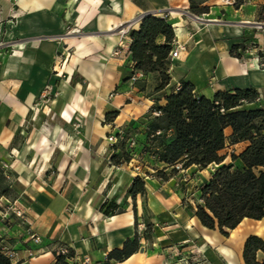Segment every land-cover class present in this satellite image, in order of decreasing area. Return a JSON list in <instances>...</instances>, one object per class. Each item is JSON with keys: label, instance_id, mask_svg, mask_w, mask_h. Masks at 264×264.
Instances as JSON below:
<instances>
[{"label": "crops", "instance_id": "obj_1", "mask_svg": "<svg viewBox=\"0 0 264 264\" xmlns=\"http://www.w3.org/2000/svg\"><path fill=\"white\" fill-rule=\"evenodd\" d=\"M235 1L17 0L15 7H12L11 0H0V10H3V16L7 18L6 22L0 23V157L4 156L5 161L10 164V170L20 175V179L25 182L23 183L27 193L33 192L41 197L40 214L42 215L39 226L49 229L51 211L60 209L66 204L65 193L61 194L60 190L65 189L68 180L100 182V189L98 187L90 194L78 193L74 197V202L78 205L77 212L82 218L86 220L99 218L95 223V229L92 230L95 235L93 241L81 237L78 231L74 233L72 240L64 237L61 239L78 253L89 254L92 261L99 262L107 259L108 253L113 248L122 247L124 241L135 234V208L138 215L144 210L141 197L134 199L129 195L127 209L104 220L95 211L94 205L97 204L100 210L106 197L117 199L116 197L120 196L119 200H122L121 189L126 187L125 184L129 185L133 182L134 178L127 171L119 176L123 166L111 164L108 158L99 157L94 151L86 158L75 156V159H67L68 155L57 150L58 156L53 158L55 151L53 152L52 143H59V137L66 126L71 138H77L78 134L75 131L88 133L84 151L97 143L92 128L73 129L68 122L69 118H66V116L70 117L71 113L66 109L61 113L64 123L56 124L51 135L28 138L20 148L13 143L16 133L21 132L25 135V122L34 109V102L36 103L38 98L44 95L51 81L57 53L70 44V36L68 37L66 33L67 26L73 23L70 11L75 13L74 20L78 25L84 28V31H88L87 37L92 39H83L70 59L83 76V81H80L79 85L85 82L90 88L99 87L100 95L105 97L110 93V89L115 88L116 93L109 100L110 108L115 107L120 110L118 119L124 116L123 122H127L148 112L155 103V99L146 91L155 90L156 74H144L139 79L143 87L138 84L132 85L130 80L120 82L126 72H128L126 78L131 72L129 31L138 29L143 16L150 12L157 15L169 13L175 28L176 42L185 44L187 48L179 58L171 59V81L165 91L171 92L174 88H179L182 80L191 81L196 91L207 97H213L219 89L252 86L264 91V70L258 66V61L254 60L250 63L234 57L231 54L234 40H227V37L232 36L236 40H242L243 36L255 31L251 20L254 19L261 0H245L240 7L235 6ZM192 2L196 6H209V11L202 13L205 16L219 17L221 12H226L239 16L240 24L230 27L215 23L216 19H207L211 22L204 25L203 22L190 16L191 11L187 9L191 7ZM200 19L205 20V18ZM121 27L127 30L124 39H120L114 32ZM64 35L65 37H62ZM164 39L160 37L159 41L163 42ZM120 40L124 43L122 53L107 58ZM2 41L11 44L8 51L5 42ZM109 59L117 67L107 65ZM213 70L216 79L214 77L211 85L208 82ZM64 92H67V88H64ZM160 103H165L164 97L163 102L160 100ZM117 120L115 124L116 128H119L121 124H118ZM34 122L37 127L35 126L33 131L41 127L40 121L35 119ZM227 131L229 133L227 135L230 136L232 128L227 127ZM234 145L246 147L247 143L239 142ZM52 165L56 167V172L54 167L51 169ZM215 167L218 165L215 164ZM115 169L118 171L113 179L116 183L105 196L100 190L114 174ZM52 177L54 179L50 184ZM50 195L55 197L57 204L51 205ZM30 208L34 213L39 205L33 204ZM190 224H194L203 234V242L206 244L204 249H208L206 255L223 258L227 264H246L244 246L249 235L257 234L264 239V217L262 219L245 217L236 228L227 229L228 235H223L219 228L210 229L204 226L196 216L192 217ZM192 231L195 229L192 228L190 232ZM29 245L35 251V248L40 246L31 242ZM14 248L18 249V264H52L55 258L49 247L43 248L41 254L33 257H30V251L25 247L23 250L16 244ZM160 256L155 251H150L144 255L136 253L126 261L111 260L110 262L111 264H158L162 260ZM257 256L260 261L264 260V252L259 251Z\"/></svg>", "mask_w": 264, "mask_h": 264}, {"label": "rangeland", "instance_id": "obj_2", "mask_svg": "<svg viewBox=\"0 0 264 264\" xmlns=\"http://www.w3.org/2000/svg\"><path fill=\"white\" fill-rule=\"evenodd\" d=\"M16 1L11 0L12 7H15ZM187 10L191 11V17L203 22L204 25L211 22L207 19H216L215 23L234 27L239 25L241 20L239 16L226 12H221V16L216 17V15L205 16L202 13H196L192 11L191 7ZM70 14L73 23L67 26L66 33L68 35L65 34L68 37L70 36V44L63 51L57 53V59L51 73V81L46 87L44 95L40 96L36 103L34 102V109H32V113L25 122V135H22L21 132L16 133L13 143L20 148L28 138L31 139L44 134L51 135V131L56 124L64 123L61 113L63 109H66L71 113V116H66V118H69L68 122L73 129L78 130V128H81L84 130L86 128L88 130L92 128L94 130L93 134L97 137V143L92 148L88 147L87 151H84V147L87 146L85 144L88 140V133L75 131L78 134L77 138H71L66 126L59 137V143H52L53 152L55 151L53 158H57V150H61L66 156L68 155L67 159H75V156L86 158L94 151L97 156L108 158L111 164L123 166L121 171H119V176L127 171L133 178L139 175L145 180L146 194H138L136 197L137 199L141 197L144 208L141 215L137 214V221L135 222V226L141 236V246L138 253L144 255L150 251H155L162 258L158 264H227L223 258L218 259V257L214 258L206 255L208 249H204L206 244L203 242V234L194 224H190L192 223V217H194L193 209H196L197 205L202 202L201 189L219 166L215 167V164H213L212 167L202 169L193 165L187 169L182 168V165L178 164V171L172 172V166L158 161L157 156L152 151L151 153L148 151L150 143L148 140V125L151 118L149 111L127 122H123L124 116L118 119L120 110L113 120L107 119L108 113L118 110L115 107L110 108L109 102L112 96L115 95L116 90L115 88L110 89V93H107L105 97L100 95L99 87L90 88V85L85 82L79 85V82L83 81V76L75 68V65L71 63L70 59L74 56L77 45L83 39H92L87 37L89 36L88 31H84V28L80 27L77 21L74 20L75 13L72 10ZM167 15L170 18V14L168 13ZM200 18H205V20ZM6 20L7 18L3 16V10L1 9L0 23L6 22ZM251 21L254 23L255 31L243 36L242 40H236L233 36L227 37V40H234L231 49L234 44L242 43L243 47L238 50L242 55L237 57L238 59L250 63L254 62V60L258 61V66L264 70L263 0H261L258 11ZM114 32L119 35L120 39H124L127 30L125 27H121ZM65 35L62 37H65ZM123 44V41L120 40L115 50L107 58L119 56L124 49ZM4 45L7 51L11 47L10 43L5 42ZM116 50L120 51L119 55L114 54ZM106 64L117 67L110 59ZM127 73L120 79V82L122 80L128 81L126 78ZM214 77L215 71L213 70L212 74H210L209 84L212 85ZM138 81L139 79L135 82V85H137ZM64 88H67V92H64ZM258 92L259 100L257 106L264 108V91L258 90ZM146 93L153 99L160 98L163 102L162 93L153 89L147 90ZM197 93L200 94L199 92ZM255 106L246 104L245 107ZM35 119L40 121L41 127L33 131L36 126ZM116 120L118 124H121L119 128H116ZM226 134H229L228 131ZM244 149L243 145H234L228 142L221 151L223 155L227 156L223 164H231V154H240ZM16 152L18 154V151ZM114 154H130L131 158L127 162L115 163L112 160ZM121 158L124 159V156H121ZM234 165L239 166L238 163H234ZM27 166L29 167L30 164ZM0 167L4 170V174L11 186L10 194H0V248L4 254L11 257L13 264L19 263L18 249L14 248L16 244L23 250L29 249L30 257L38 256L43 252V248L49 247L55 257L52 264H111L108 259L94 262L90 258L91 255L78 253L76 249L61 240L63 237L68 238L67 240H72L74 233L78 231L81 237L93 241L95 235L92 230L95 229V223L99 218L95 220L82 218L77 212L78 205L75 204L74 197L78 193L90 194L93 190H97L98 187L100 189V182L94 183L78 179L68 180L65 189L62 188L60 190L61 194L65 193L66 204L63 207L61 206L60 209L51 211L50 228L46 230L39 226L42 215L40 214L42 208L41 197L33 192L27 193L25 182L20 179V175L10 170V164L5 161L4 156L0 157ZM53 167L56 172L54 165H52L51 169ZM163 168L168 174L166 178L157 172ZM116 172L118 171L115 169L114 174L108 178L104 187L100 190L105 196L108 195L109 189L116 183L113 181L116 177ZM53 179L52 177L50 184ZM124 186L126 187L121 189L122 200H119L120 196H117V199L106 197V200L100 206V210L97 204L94 205L95 211L104 220L107 219L106 217L112 216L105 213L104 204L108 206L112 201H115L119 204L120 210L127 209L132 182ZM50 200L51 205L57 204L54 196L50 195ZM33 204L39 205V208L34 213L30 208ZM198 224L200 225V223ZM192 228L195 231L190 232ZM30 242L40 245L35 248L36 251L31 248ZM59 255L66 256V263L59 261Z\"/></svg>", "mask_w": 264, "mask_h": 264}, {"label": "trees", "instance_id": "obj_3", "mask_svg": "<svg viewBox=\"0 0 264 264\" xmlns=\"http://www.w3.org/2000/svg\"><path fill=\"white\" fill-rule=\"evenodd\" d=\"M245 0H236L240 7ZM192 11L204 13L209 6H196L191 3ZM131 38L130 53L132 59L128 80L136 71L157 76L155 91L162 92L165 103L160 98L149 110L148 151L157 156L158 161L172 166V172L196 165L202 169L217 164L219 167L205 182L201 189L202 202L193 215L210 228H219L228 235L227 229L236 228L245 218L262 219L264 217V108L258 105L259 92L255 87L217 90L213 97L198 94L191 81L182 80L179 88L165 91L170 84L171 51L176 38L172 20L167 14L156 15L150 12L143 16L140 27L129 31ZM164 37L160 42L159 38ZM242 43L234 44L231 53L236 57ZM138 86L143 84L138 81ZM246 104L256 105L245 107ZM119 110L108 113L107 119L113 120ZM231 127L230 136L226 128ZM247 142L240 153H232V163L223 164L227 158L221 151L226 144ZM123 147V146H122ZM124 156V159L121 158ZM130 154H114L115 163L130 160ZM122 159V160H121ZM238 163L239 166H235ZM167 167V166H166ZM162 177L168 174L165 168L157 171ZM11 193V186L0 167V194ZM138 194L145 195V180L141 176L133 179L129 195L134 199ZM105 213L115 215L123 212L119 204L112 201L106 206ZM136 221L137 209L135 208ZM141 236L138 229L127 238L122 247L113 248L107 255L109 261H126L138 253ZM264 252V239L257 234L247 237L244 246L246 264H264L258 259V252ZM59 261L66 263V256L59 255ZM0 264H13L11 257L0 248Z\"/></svg>", "mask_w": 264, "mask_h": 264}, {"label": "built area", "instance_id": "obj_4", "mask_svg": "<svg viewBox=\"0 0 264 264\" xmlns=\"http://www.w3.org/2000/svg\"><path fill=\"white\" fill-rule=\"evenodd\" d=\"M225 1V0H224ZM226 2H230V0H226ZM174 44L175 46L173 47L170 55H171V59H174V58H179L182 54L183 51H185L187 48H186V45L185 44H182L180 43L179 41L176 42V40L174 41ZM120 51L119 50H116L114 52V54H119ZM133 64V63H132ZM144 76V73L142 71H136L132 77L130 78V82L131 84H135V82L140 79L141 77Z\"/></svg>", "mask_w": 264, "mask_h": 264}, {"label": "bare ground", "instance_id": "obj_5", "mask_svg": "<svg viewBox=\"0 0 264 264\" xmlns=\"http://www.w3.org/2000/svg\"><path fill=\"white\" fill-rule=\"evenodd\" d=\"M157 15V14H156Z\"/></svg>", "mask_w": 264, "mask_h": 264}]
</instances>
